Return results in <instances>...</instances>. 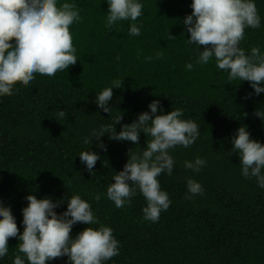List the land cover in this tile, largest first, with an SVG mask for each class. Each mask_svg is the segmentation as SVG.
<instances>
[{
  "label": "trees",
  "instance_id": "1",
  "mask_svg": "<svg viewBox=\"0 0 264 264\" xmlns=\"http://www.w3.org/2000/svg\"><path fill=\"white\" fill-rule=\"evenodd\" d=\"M72 2L81 16L69 25L76 62L52 75L34 72L31 81H16L11 94L0 95V201L10 205L18 232L23 229L20 209L27 203L26 193L61 200L78 192L98 218L92 226L110 225L119 241L118 253L103 264H264V188L254 177L241 175L239 157L230 151V137L240 124L264 143V121L255 115L258 107L264 111V93L245 98L252 91L247 80H228L214 59L196 61L198 46L186 41L182 19L191 12L190 0H142V14L135 21L121 19L110 28L105 27L106 0ZM255 4L261 23L244 28L239 43L246 52L252 45L264 50V0ZM130 23L140 27L138 35L129 34ZM187 61L192 68H185ZM120 79L108 102L110 112H104L94 102L95 92ZM154 98L165 112L182 108V118L194 120L199 135L187 147L168 149L173 171L157 178L171 203L151 221L143 217L146 201L138 189L121 207L103 194L93 199L123 167L128 150L145 146L143 131L136 142L109 139L105 132L100 139L106 149L97 147L92 137L88 147L99 158L91 174L78 153L87 147L83 137L90 129L115 123L121 113L115 123L119 131L122 123L148 110ZM59 108L65 116L57 120ZM197 155L206 160L199 171L183 166L185 159ZM188 176L201 183L202 193L186 195ZM65 207L61 200L55 211ZM86 226L76 222L71 232ZM17 243L16 236L8 238L9 251L0 264H12ZM46 264H68L67 254Z\"/></svg>",
  "mask_w": 264,
  "mask_h": 264
},
{
  "label": "clouds",
  "instance_id": "2",
  "mask_svg": "<svg viewBox=\"0 0 264 264\" xmlns=\"http://www.w3.org/2000/svg\"><path fill=\"white\" fill-rule=\"evenodd\" d=\"M107 15L105 27L110 28L121 19L135 21L140 16L142 0H106ZM191 12L183 16L185 30L189 34L186 41L197 45L196 61L206 63L214 59L217 69L227 71L228 80H247L252 91L248 95L264 93V50L252 45L246 52L240 46L246 26L259 27L261 17L255 0H190ZM78 7L72 0H0V95L11 94L16 81L29 82L34 72L52 75L58 69H66L77 60L69 25L79 21ZM128 32L138 35L140 27L130 23ZM203 45V47H199ZM161 53L157 50L155 56ZM152 56H145L151 60ZM185 68H192V61L185 62ZM120 81L104 86L95 92L94 102L104 112H110L112 89ZM159 107V111H158ZM148 110L140 111L131 122L122 123L120 130L115 123L121 120V113L115 123H100L83 137L87 145L79 153V159L91 174L99 153L88 146L91 138L96 145L106 149L102 134L109 139L136 142L140 131L147 139L145 146L137 151H129L123 167L114 171L112 181L103 193H94L99 200L106 195L116 207L129 203L137 189L145 198L142 207L146 220L156 221L162 209L171 203L168 193L158 180L161 172L171 174L174 157L168 149L191 145L199 135V125L191 118H182L180 107L163 110L158 98L150 100ZM255 115L264 121V111L255 109ZM65 112L59 108L55 118H63ZM58 120V119H57ZM231 149L239 157L240 173L264 188V143L251 138L245 124H240L230 137ZM206 163L202 156L185 159L183 166L199 171ZM188 194L202 193L201 183L192 176L185 178ZM27 201L20 209L23 225L18 232L16 218L10 205L0 201V257L9 251L7 240L16 236V255L12 264H46V260L67 254L68 264H103L119 251L118 239L110 225L99 223L89 201L78 192L61 198L66 207L55 211L61 200H53L49 195L37 198L32 192L25 194ZM76 222H86L87 226L72 234L71 227ZM21 253L23 255H21ZM114 264V262H113Z\"/></svg>",
  "mask_w": 264,
  "mask_h": 264
}]
</instances>
